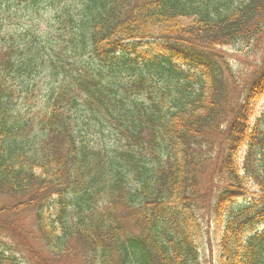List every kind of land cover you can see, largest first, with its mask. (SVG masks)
<instances>
[{"label":"trees","instance_id":"obj_1","mask_svg":"<svg viewBox=\"0 0 264 264\" xmlns=\"http://www.w3.org/2000/svg\"><path fill=\"white\" fill-rule=\"evenodd\" d=\"M66 1L0 0V264H202L212 225L217 264H264V0ZM145 40L166 51L130 46ZM140 62L166 86L120 111L103 67Z\"/></svg>","mask_w":264,"mask_h":264},{"label":"rangeland","instance_id":"obj_2","mask_svg":"<svg viewBox=\"0 0 264 264\" xmlns=\"http://www.w3.org/2000/svg\"><path fill=\"white\" fill-rule=\"evenodd\" d=\"M69 1V0H67ZM239 0H234V4L238 3ZM51 7L48 5V3L44 2L42 5L38 6L35 10H32V14L38 19L42 20L44 22L48 21L52 17L51 13ZM214 14V13H212ZM188 21V20H187ZM26 24H31L32 22L30 21H25ZM22 28H26L22 26ZM45 28L44 24L41 23L40 25V30H43ZM134 46L133 44H131ZM54 43L47 45V47H53ZM131 46V47H132ZM60 47V45H59ZM136 49L138 51L142 52H150L154 55H158L160 53H164L165 50V45L160 43L159 41L156 40H149V41H144L142 43H137L136 44ZM260 49L262 50L258 54L257 62L259 64L264 63V41L260 45ZM225 52V57L226 59L231 63L232 65V70L236 72H242V74H245L249 77V72L251 71L250 67L249 69L247 67H242V60L244 58V54L247 53V48H241V46L237 45L234 47H226L223 49ZM124 53L122 56L126 57ZM130 59V58H129ZM86 60L89 63H92L93 61L90 59L89 56H86ZM72 68V65L69 63L66 65L62 73H70ZM105 81L108 83H113L112 87L117 91L116 100V107L120 111H126L125 108L129 105H132L134 100H137L140 94L146 93V91L149 90V86L152 85V89L154 90L156 87L159 88H164L166 86V76H161L160 73L158 72H153L150 75V71L147 72L145 68H143L142 63L140 62L139 64H129L125 66H120L117 67L115 70L110 71L109 68H105ZM140 73H144L147 75L146 83L144 84V88H136L132 87L133 82H138L140 80ZM38 81L41 82L42 86L45 82L49 81V77L42 73L41 78L37 77ZM132 87V90L130 92H126L125 88H130ZM257 114H261L264 111V97L258 102L257 107H256ZM128 119H131L130 116H128ZM93 126V124L91 125ZM94 133L93 136V141L95 143L99 142V137L97 136V131L95 129L92 130ZM116 137L114 135H111L110 137L105 136L106 141H115ZM113 144L115 142H112ZM251 200V197H244L241 198L238 201L239 205H244L247 202ZM261 228H264V224ZM41 247V244L38 245ZM203 256L202 263L203 264H217V259L219 256V250L217 246V242L215 241L214 238V233L213 231L210 232V234H205L204 236V242L201 245L200 248ZM24 259H26L24 257Z\"/></svg>","mask_w":264,"mask_h":264}]
</instances>
